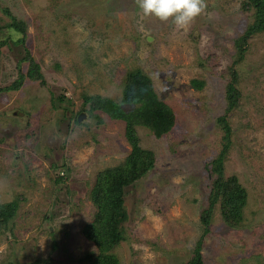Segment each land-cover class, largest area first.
Segmentation results:
<instances>
[{
  "label": "rangeland",
  "instance_id": "obj_1",
  "mask_svg": "<svg viewBox=\"0 0 264 264\" xmlns=\"http://www.w3.org/2000/svg\"><path fill=\"white\" fill-rule=\"evenodd\" d=\"M242 2L206 0L191 26L177 30L143 17L135 0H0L26 23V45L46 84L25 81L0 93V203L20 201L15 220L0 229V264H89L85 255L95 249L81 231L96 217L90 190L97 174L121 165L131 149L123 122L80 112L82 95L117 100L125 71L136 68L171 106L175 125L159 139L137 128L156 162L126 190L125 238L112 250L118 264H185L207 209L203 264H264V34L249 40L244 61L232 67L241 99L227 119L223 166L246 190L243 224L227 227L219 204L208 203L233 40L251 21ZM8 22L0 11V27ZM17 51L0 57L1 89L18 77ZM196 79L205 82L200 92L190 83ZM61 90L73 102L71 119L51 107Z\"/></svg>",
  "mask_w": 264,
  "mask_h": 264
},
{
  "label": "trees",
  "instance_id": "obj_2",
  "mask_svg": "<svg viewBox=\"0 0 264 264\" xmlns=\"http://www.w3.org/2000/svg\"><path fill=\"white\" fill-rule=\"evenodd\" d=\"M89 7L92 8V5L89 4ZM242 9L251 13V21L243 33L233 40L235 59L233 66L229 68L231 79L224 88L225 108L222 114L215 119L223 133V137L220 139L221 150L211 163L213 175L208 197L209 206L218 203L224 224L232 229H238L243 224L244 208L247 205L245 188L238 183L235 177L226 178L223 166V158L227 152L232 131L227 119L239 108L241 99L237 85L238 74L232 70V67L244 61L249 40L256 35L264 34V0H243ZM0 11L9 17V22L0 27V35L3 38L0 41V57L5 52H14L17 49L20 56L17 60V79L7 88H0V93L9 90L16 91L25 81L38 82L41 87L46 86L41 68L32 58L26 45V23L17 19L8 9L1 8V5ZM12 33L20 34L21 37L15 40ZM190 83L198 92L205 87V82L202 80L196 79ZM120 87L121 96L117 100L82 95L83 106L80 112H86L91 118L98 117L95 113L100 112L112 120L123 122L125 126L124 139L131 149L121 165L98 173L90 190L96 217L92 222L84 224L81 231L84 239L91 242L95 249L93 253L85 255L89 264H118L112 250L125 238L123 224L127 220L124 205L126 190L133 187L154 169L156 162L154 153L141 147L137 128L146 129L154 138L159 139L168 135L175 125L173 109L158 98L150 78L141 69L125 71ZM61 91V94L56 98L51 95V107L57 112L61 110L70 113L71 119L74 114L72 111L73 102L67 99L66 90ZM74 119L77 122L75 116ZM99 120L101 122L102 119L99 118ZM54 176L56 183L62 180L59 175ZM19 203L18 199L0 203V229L7 230L10 223L15 220ZM210 212V209L201 212L199 220L202 224V237L197 242L192 258L185 264H203L200 252L202 239L208 235L210 230ZM53 247L56 245L54 244ZM36 262L39 261L36 260Z\"/></svg>",
  "mask_w": 264,
  "mask_h": 264
},
{
  "label": "clouds",
  "instance_id": "obj_3",
  "mask_svg": "<svg viewBox=\"0 0 264 264\" xmlns=\"http://www.w3.org/2000/svg\"><path fill=\"white\" fill-rule=\"evenodd\" d=\"M143 17L171 21L177 30H187L206 9V0H135Z\"/></svg>",
  "mask_w": 264,
  "mask_h": 264
},
{
  "label": "water",
  "instance_id": "obj_4",
  "mask_svg": "<svg viewBox=\"0 0 264 264\" xmlns=\"http://www.w3.org/2000/svg\"><path fill=\"white\" fill-rule=\"evenodd\" d=\"M81 120V117H78V121H80Z\"/></svg>",
  "mask_w": 264,
  "mask_h": 264
}]
</instances>
